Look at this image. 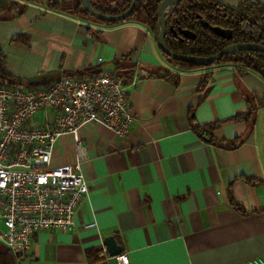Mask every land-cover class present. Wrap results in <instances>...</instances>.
<instances>
[{
    "label": "crops",
    "instance_id": "obj_1",
    "mask_svg": "<svg viewBox=\"0 0 264 264\" xmlns=\"http://www.w3.org/2000/svg\"><path fill=\"white\" fill-rule=\"evenodd\" d=\"M17 2L0 15V61L14 81L47 88L85 71L115 73L119 62L134 118L125 137L88 124L77 141L55 142L51 164L79 162L88 194L75 230L36 234L18 264H117L99 255L108 237L129 264L264 260V80L231 65L174 69L136 21L104 25L47 0Z\"/></svg>",
    "mask_w": 264,
    "mask_h": 264
},
{
    "label": "built area",
    "instance_id": "obj_2",
    "mask_svg": "<svg viewBox=\"0 0 264 264\" xmlns=\"http://www.w3.org/2000/svg\"><path fill=\"white\" fill-rule=\"evenodd\" d=\"M123 79L61 77L47 88L0 84V244L20 263L40 232L75 230V213L88 186L80 164L53 166L55 142L93 124L125 137L134 124ZM39 113L51 114L38 124ZM48 116V115H47ZM94 228L95 224H89ZM99 255L108 258L102 246ZM129 264L126 254L114 257ZM237 264H264L253 259Z\"/></svg>",
    "mask_w": 264,
    "mask_h": 264
},
{
    "label": "trees",
    "instance_id": "obj_3",
    "mask_svg": "<svg viewBox=\"0 0 264 264\" xmlns=\"http://www.w3.org/2000/svg\"><path fill=\"white\" fill-rule=\"evenodd\" d=\"M17 1L36 0H0V15L9 14L20 8ZM132 0H90L91 7L102 14L119 15L125 12ZM163 0H140L132 16L124 22L135 19L141 23L155 36L157 27V9ZM48 9L78 17L82 20H94L104 25H117L120 23H104L95 20L80 7L79 0H47ZM201 21L208 24L210 28L217 27L231 31V39L225 40L214 34L209 28L204 29ZM167 26L173 29H184L195 35L194 40H186L177 35L173 36L167 32L165 43L168 50L174 54L184 56L210 57L216 55L225 47L238 43H256L264 46V6L255 0H241L236 7L225 5L219 0H181L167 18ZM180 38V39H179ZM182 39V40H181ZM161 52V51H160ZM162 53V52H161ZM171 67L181 71L206 69L193 64L172 60L162 53ZM231 65L240 73L253 72L264 80V54L259 52H238L223 56L211 66ZM115 73L106 75L119 76L122 68L116 63ZM105 74L82 72L77 75H68L77 79H93ZM0 77L8 80L10 87L23 86L17 83L6 71L3 61H0ZM209 75L203 76L202 86L207 82ZM124 80V79H123ZM125 84V81H123ZM264 104V102H263ZM0 264H18L14 257L2 244H0Z\"/></svg>",
    "mask_w": 264,
    "mask_h": 264
},
{
    "label": "water",
    "instance_id": "obj_4",
    "mask_svg": "<svg viewBox=\"0 0 264 264\" xmlns=\"http://www.w3.org/2000/svg\"><path fill=\"white\" fill-rule=\"evenodd\" d=\"M139 1L140 0H132L129 8L125 12L113 16L95 11L91 7L90 0H79V4L85 13H87L89 16H91L97 21L104 23H120L126 21L132 16ZM180 1L181 0H163L157 9L158 20L155 34L156 43L159 50L168 58L179 62L207 68L216 61L220 60L223 56L235 54L238 52H259L264 54V46L256 43L231 44L222 49L216 55L210 57L184 56L170 52L166 47L165 43L167 32L171 33L175 37L179 35L180 37L186 40L195 39V35L188 30L173 29V27L167 26V18L169 14L175 9V7L180 3ZM201 25L204 29L209 28L214 34L225 40L231 39V31L229 30H223L217 27L210 28L208 24L204 21H201ZM103 246L106 248L107 254L111 257H116L121 254L122 249L121 247L116 245L113 237L105 238L103 241Z\"/></svg>",
    "mask_w": 264,
    "mask_h": 264
},
{
    "label": "rangeland",
    "instance_id": "obj_5",
    "mask_svg": "<svg viewBox=\"0 0 264 264\" xmlns=\"http://www.w3.org/2000/svg\"><path fill=\"white\" fill-rule=\"evenodd\" d=\"M88 21H93V22H96V21H94V20H92V19H90V20H88ZM131 21H135V19H132Z\"/></svg>",
    "mask_w": 264,
    "mask_h": 264
}]
</instances>
